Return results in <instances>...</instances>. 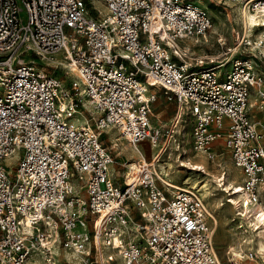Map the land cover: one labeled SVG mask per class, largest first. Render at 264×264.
Here are the masks:
<instances>
[{"label": "built area", "instance_id": "built-area-1", "mask_svg": "<svg viewBox=\"0 0 264 264\" xmlns=\"http://www.w3.org/2000/svg\"><path fill=\"white\" fill-rule=\"evenodd\" d=\"M92 1L104 8L0 0V264H57V249L79 264H221L205 200L173 187L159 165L182 143L190 146L183 155L208 161L225 149L245 178L244 207L259 209L261 44L234 30L231 46L212 58L190 56L183 42H209L213 17L195 3L259 18L264 0ZM36 60L62 68L68 85ZM163 101L175 105L169 121L155 113ZM111 129L140 155L115 178L120 154L103 142ZM144 144L157 152L147 158Z\"/></svg>", "mask_w": 264, "mask_h": 264}, {"label": "rangeland", "instance_id": "rangeland-1", "mask_svg": "<svg viewBox=\"0 0 264 264\" xmlns=\"http://www.w3.org/2000/svg\"><path fill=\"white\" fill-rule=\"evenodd\" d=\"M90 2L94 3L92 0H90ZM94 4L99 9L104 8L103 5L99 2H95ZM195 4L208 10L209 14L213 17L214 25L212 30L209 32V42L207 44L197 46L193 44V42L188 40H185L183 42L184 44L190 43L191 46H193L190 56L193 57L208 56L213 58L214 56L223 55L227 51V48L231 46L232 32L234 30L242 31L240 29V24L238 23V21L234 16V12H233L234 8L230 9L231 10L230 16H227V13L226 11H224V9L216 5H210L206 1H202V4L199 3H195ZM258 29L252 31L253 32L252 35L254 36V39H255V35L259 31ZM33 58L34 56H32L31 54H27L26 56L27 60H31ZM55 58H58V56L56 55ZM36 63L38 65H42L43 67H46V69L51 73H56L55 75H57L63 81H65V85H68V79L65 76L64 70L62 68H58L57 70H54L52 66H49L51 64H54V62H49V64L46 65L47 64L46 61L41 62V60H36ZM80 104H81L80 106H83L86 110H90L89 103L84 101V103L80 102ZM161 112H163V114L161 115L160 120L168 121L174 115L175 112L174 103H170L166 101L160 103L156 107L155 113H161ZM157 123L158 121H156L155 125H157ZM187 136H188V132H187ZM188 141L189 143H191L190 136L188 138ZM103 142L105 143V145L111 147L113 149L112 150L113 152L120 154L119 163L116 164L115 166L116 169L112 168L111 170L112 176L114 178H115L116 170L120 171L122 174L123 171L125 170L124 164L131 161H135L136 159L139 158V155L136 153V151L129 146L127 141L121 138L120 134L115 129L108 130L103 134ZM141 148L145 153H147V158H150L152 153L157 152V148L154 147L150 148L147 144L142 145ZM183 148H187L190 150V146L188 144L184 145V143H182V147L180 150H176V148H172V149L169 148L161 157L159 171L161 172L163 177H165L168 181H170V183H176L185 188H192L194 183L199 185H202L203 183H207L210 187V192H215L218 194L216 197L209 196L208 192L203 193L197 190L195 191H197L201 195V197L205 200L208 209H210L212 213H214L216 220H218L219 222V225L215 229V233L213 236L214 238L213 244L218 252V255L222 263L235 264V260H238L241 264H258L256 260L255 261L247 260L249 256L248 254L253 256L255 254V250L252 247L253 244H249V245L244 244L243 247H241V244L239 245L238 241L236 240V236H238V234L239 235L241 234L238 232L235 235L234 232L236 231L235 230L236 225L235 223H231L229 221V219L233 217L235 213V209L232 210V208H229L228 205L226 207L216 209L217 202L219 201V199L225 200L226 198V195L223 192L216 191L221 189L218 187V182L216 180L206 178L200 172H195L192 170H188L187 168L180 167V163L181 160L187 162L190 161L191 158L196 159L198 161L201 159H206L208 162V169L211 172L217 174L218 177L220 176L221 171L224 172L226 171L229 177L237 180H240L241 177H243L242 171L237 167H235L231 154L225 149H221L219 151L218 156L214 160L208 161V159L204 155L201 154L199 155L194 151L192 152L190 151V153H188L187 155H183L182 152ZM17 157L18 155H15L12 159L7 161L6 164L12 168L17 164ZM219 164L221 165L220 169L218 167ZM262 195H264V193ZM261 200H262V196H261ZM210 223H212L211 224L212 226L214 225L213 221H210ZM248 234L242 233L241 236L248 235L251 236L250 238H252L253 240L255 239L256 233L254 232L253 228L249 230ZM239 248L243 249L242 256L245 255L247 256L241 259L239 258L235 259L233 253H236ZM248 249H252V251ZM57 254H58L57 264H79L77 260L73 259L71 256L68 257L66 253L63 252V250L61 249H57ZM28 264H44V263L40 259H35L29 262ZM115 264H122V262L118 260Z\"/></svg>", "mask_w": 264, "mask_h": 264}, {"label": "bare ground", "instance_id": "bare-ground-1", "mask_svg": "<svg viewBox=\"0 0 264 264\" xmlns=\"http://www.w3.org/2000/svg\"><path fill=\"white\" fill-rule=\"evenodd\" d=\"M205 7H207V6H205ZM233 12H234V16H235L236 20L240 24V29L242 31H243V29H245V34L249 35L250 37L253 36L252 31L254 30V27H260L264 24V16H260L258 18L257 16H255L251 13L243 11V9L239 6L234 7ZM254 40L256 43L261 44V46L259 47L260 52H264V28H259V31L255 35ZM85 102L89 103V105H90L89 101H85ZM184 135L187 136V131L185 132ZM118 140H119V138H118ZM136 153L139 155V153L137 151H136ZM198 154L200 155L201 153H198ZM201 155H204L206 157L205 154H201ZM139 158H140V155H139ZM180 167H184V168H187L188 170H192L195 172H200L206 178L216 180L218 182V187L221 189L216 190V191L223 192L226 195V198H225V200L219 199V201L217 202V208L216 209L226 207L227 205L229 208H232V210L235 209V213H234L233 217H231L229 220L231 223H235V225H236L235 230L237 232L236 231L234 232L235 235L238 232L241 235H242V233L248 234L249 230H251L253 228L254 232L256 233L254 240L252 238H250L251 236H248L249 234L243 235V236L238 234V236H236V240L238 241L239 245L241 244V247H243L244 244H246V245L253 244L252 247L255 250V254H254V256L248 254L249 256H248L247 260H250V261L256 260L258 264H264V202H263V195H262V201H261V204L259 206V209L255 208L254 206L244 207V203L248 199L247 194L244 191H242V187L244 185V180H245L244 175H243V177H241L240 180H237V179L229 177V175L227 174L226 171L225 172L221 171V174L218 177L217 174L211 172L208 169V162L206 159H201L198 161L196 159L191 158V160L187 161V162L181 160ZM218 167L220 169L221 165L219 164ZM235 167L240 169L236 165H235ZM172 169H173V167H172ZM223 172L225 173L224 177H222V174H224ZM171 185L175 188H185V187H182L176 183H171ZM185 189H193V190H197V191H200L203 193L208 192L209 196H211V197H216L218 195L215 192H210V187L207 183H203L202 185L194 183L192 188H185ZM258 211H261V213L258 214ZM209 213L211 216V220L214 222L215 229H216L219 225V222H218V220H216L214 213H212V211L210 209H209ZM248 250L252 251V249H248ZM215 251L217 253V256H218L220 263L223 264L216 249H215ZM63 252H65L68 257L71 256L73 259L77 260L74 256V254L72 252H70L69 250L64 249ZM242 252H243V249L239 248L236 253H233V256L235 257V259H238V258L241 259V258L247 256V255L242 256ZM77 262H78V260H77ZM235 264H241V263L238 260H235Z\"/></svg>", "mask_w": 264, "mask_h": 264}, {"label": "crops", "instance_id": "crops-1", "mask_svg": "<svg viewBox=\"0 0 264 264\" xmlns=\"http://www.w3.org/2000/svg\"><path fill=\"white\" fill-rule=\"evenodd\" d=\"M171 118H172V117H171ZM171 118H170V119H171ZM170 119H169V120H170ZM169 120H168V121H169ZM263 200H264V195H263ZM263 202H264V201H263ZM229 220H230V219H229Z\"/></svg>", "mask_w": 264, "mask_h": 264}]
</instances>
